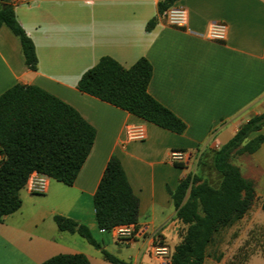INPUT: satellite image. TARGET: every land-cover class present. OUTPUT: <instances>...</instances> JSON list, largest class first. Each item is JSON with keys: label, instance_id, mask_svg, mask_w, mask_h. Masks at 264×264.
Segmentation results:
<instances>
[{"label": "crops", "instance_id": "0c3cea01", "mask_svg": "<svg viewBox=\"0 0 264 264\" xmlns=\"http://www.w3.org/2000/svg\"><path fill=\"white\" fill-rule=\"evenodd\" d=\"M6 1L0 0V10ZM161 1L9 0L35 45L38 66L27 67L19 38L2 26L0 95L17 84L37 86L73 107L95 128L96 139L73 186L51 179L45 195L21 190V208L0 224V264H42L76 254L90 264H110L79 235L60 231L56 216L87 226L107 251L113 246V254L129 264H161L150 255L154 240L171 251L179 241L169 190L190 175L194 154L212 155L264 113V0H178L175 5L188 11L182 29L161 19ZM152 20L156 24L148 31ZM214 22L228 26L223 43L204 37ZM103 58L125 69L147 59L153 68L148 93L186 131L177 135L80 92V79ZM130 124H142L146 140L127 142ZM176 150L192 154L189 163L171 164ZM112 156L140 202L143 234L130 241L115 240V230L101 231L96 222L94 196ZM240 168L264 202V143Z\"/></svg>", "mask_w": 264, "mask_h": 264}, {"label": "trees", "instance_id": "16d2710c", "mask_svg": "<svg viewBox=\"0 0 264 264\" xmlns=\"http://www.w3.org/2000/svg\"><path fill=\"white\" fill-rule=\"evenodd\" d=\"M177 1L162 0L158 4L159 14ZM155 24L152 20L147 30H152ZM2 26L8 27L19 38L27 67L36 71L35 45L18 22L9 0L0 10V28ZM152 75V65L145 58L129 69L111 58H103L83 75L78 90L147 123L177 135L183 134L186 124L148 93ZM263 129L264 113L244 124L216 152L214 166L222 177L218 189L188 175L176 190H169L176 219L187 227L180 244L172 251L171 264H203L213 236L241 220L249 211L256 198L254 184L243 177L231 160L256 153L264 143ZM95 139V128L73 107L37 86L17 84L0 95V155L3 156L0 164V224L21 208L20 192L32 172L73 186ZM189 190V198L185 201ZM94 208L101 231L110 232L129 225L138 229L140 202L117 156H112L107 164L94 196ZM55 223L60 231L85 239L101 252L106 262L129 264L107 251L87 226L63 216H56ZM42 264H90V261L83 254L57 255Z\"/></svg>", "mask_w": 264, "mask_h": 264}, {"label": "rangeland", "instance_id": "374dc122", "mask_svg": "<svg viewBox=\"0 0 264 264\" xmlns=\"http://www.w3.org/2000/svg\"><path fill=\"white\" fill-rule=\"evenodd\" d=\"M217 151L205 157L194 154L190 173V175L199 180V183H208L215 189H218L222 182V177L214 166ZM249 156L251 155L236 156L231 162L242 173L240 167L247 161ZM253 184L256 198L249 211L241 220L220 230L213 236L211 243L206 248L203 264H229L232 262L236 264H264V202L257 196L255 183L253 182ZM189 195L190 190L187 192L185 201L189 198ZM178 225L180 226L178 228V244H180L187 227L179 221ZM115 240L119 241L116 237ZM123 250L125 251V249ZM109 252L111 254L115 252L113 246L109 248Z\"/></svg>", "mask_w": 264, "mask_h": 264}, {"label": "built area", "instance_id": "2783aa9c", "mask_svg": "<svg viewBox=\"0 0 264 264\" xmlns=\"http://www.w3.org/2000/svg\"><path fill=\"white\" fill-rule=\"evenodd\" d=\"M161 19L165 23L173 28L182 29L187 26L188 11L185 7L174 5L167 9L160 15ZM207 40L212 42L223 43L228 38V26L224 23L214 22L210 24L208 30L204 36ZM147 134L142 124H130L126 128V140L127 142H143L146 140ZM191 155L184 151H172L170 153L168 161L171 164H186L189 163ZM3 160V156L0 155V164ZM51 179L37 171L32 172L26 182L25 188L30 194L33 195H45L49 190ZM115 237L119 240L130 241L135 239L138 235H142L143 232L136 229L135 226H120L115 229ZM151 247L150 255L161 264L171 263V249L160 242H156Z\"/></svg>", "mask_w": 264, "mask_h": 264}]
</instances>
